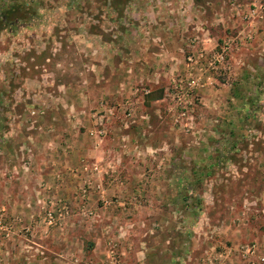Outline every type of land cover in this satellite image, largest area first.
<instances>
[{
  "label": "rangeland",
  "instance_id": "374dc122",
  "mask_svg": "<svg viewBox=\"0 0 264 264\" xmlns=\"http://www.w3.org/2000/svg\"><path fill=\"white\" fill-rule=\"evenodd\" d=\"M235 1L251 2L0 0V178L6 175V165L12 169L17 161L32 160L37 154L33 155L36 138L49 136L43 134L47 129L42 127L41 99H79L85 96L86 84H115L118 52L130 51L133 46L128 45L134 40L140 43L137 47L158 42L168 37L171 28L173 40L187 42L189 51L205 38L220 44L234 37L239 26L224 19L230 17ZM258 22L250 25L254 43L261 36ZM254 43L236 52H245ZM254 60V72L248 74L250 66H246L247 71L235 78L240 84H211L215 90L211 96L220 99L196 103L194 131L181 130L175 121L178 113L170 104L171 120L166 127L176 133L174 164L184 154L182 146L189 150L191 162L205 155L207 159L220 156L222 162L214 169L192 164L185 174L187 183L173 184L174 199L165 205L170 215L151 217L154 234L161 232L159 251L164 252L168 241L176 258L183 254L201 258L202 264H264V68L260 58ZM226 72H231V65ZM180 171L173 167L172 176L182 177ZM2 208L3 203L0 264H6L10 254L5 244L14 231ZM56 213L55 224L67 217ZM176 258L173 264H181ZM75 264H84V260Z\"/></svg>",
  "mask_w": 264,
  "mask_h": 264
},
{
  "label": "crops",
  "instance_id": "0c3cea01",
  "mask_svg": "<svg viewBox=\"0 0 264 264\" xmlns=\"http://www.w3.org/2000/svg\"><path fill=\"white\" fill-rule=\"evenodd\" d=\"M224 20L232 23L231 17ZM239 25L238 31H252L248 22ZM257 27L261 36L251 49L231 56L230 73L210 75L202 63L192 66L188 61L195 47L211 53L217 43L205 38L189 51L187 42L173 40L171 28L158 42L137 47L140 43L134 40L130 51L120 50L115 84H86L79 99H41L42 127L47 129L43 134L49 136L36 138L32 160L17 161L12 169L6 165V175L0 178V204L14 231L5 244L10 254L6 264H106L112 248L122 264H173L176 257L168 241L164 252L158 250L161 232L154 234L151 217L170 215L165 205L174 199L172 186L187 183L185 174L192 164L214 169L222 160L204 154L201 161L191 162L182 146L184 154L174 164L176 133L166 127L172 83L175 77L199 79L201 102L215 103L220 98L211 96V84H240L235 78L246 66L248 74L255 71L254 58H260L264 68V20ZM103 113L109 118L108 131L100 136L95 119ZM173 167L184 175L173 177ZM56 211L67 217L50 226L48 213L57 217ZM180 255L176 259L181 264H202L199 257ZM160 256L165 260L159 261Z\"/></svg>",
  "mask_w": 264,
  "mask_h": 264
},
{
  "label": "built area",
  "instance_id": "2783aa9c",
  "mask_svg": "<svg viewBox=\"0 0 264 264\" xmlns=\"http://www.w3.org/2000/svg\"><path fill=\"white\" fill-rule=\"evenodd\" d=\"M232 23L240 28L241 23L248 22L253 25L257 21L264 19V1L251 0L247 4L240 2L231 3V15ZM235 26V27H236ZM253 33L246 31H238L234 37L223 40L220 44H216L211 53H207L204 50H193L189 63L193 66L196 64H203L206 74L213 75L218 72H226L230 69V58L231 55L236 51H242L244 48L250 47L253 43ZM195 49V48H194ZM174 92L171 93V101L175 106L176 112L178 113L175 121L186 133L194 131V125L197 122L196 115V103L200 101V97L197 91L202 88L199 79L195 78H176L174 80ZM108 116H98L95 120L97 121L98 133L100 136L106 135L108 131L107 122ZM49 225L55 224L53 219V213L48 214ZM264 262V258L261 259ZM106 264H122L118 252L112 248L109 252V257Z\"/></svg>",
  "mask_w": 264,
  "mask_h": 264
}]
</instances>
